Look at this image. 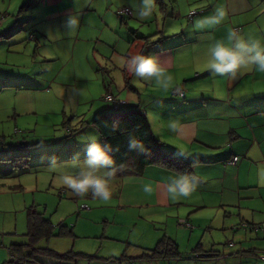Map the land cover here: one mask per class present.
Listing matches in <instances>:
<instances>
[{"label":"crops","instance_id":"0c3cea01","mask_svg":"<svg viewBox=\"0 0 264 264\" xmlns=\"http://www.w3.org/2000/svg\"><path fill=\"white\" fill-rule=\"evenodd\" d=\"M13 1L0 0V7L10 8ZM15 1L19 5L28 2ZM30 1L39 8L36 9L37 20L41 22L35 23L36 28H39L41 23H52L56 25L57 33H61L60 38H66L68 35L75 39L72 48H69V45L62 48L60 38L49 44L48 51L56 60H59L68 48L70 56L76 61H80L77 59L82 56L91 58V66L82 76L81 72L73 71L75 79L81 77L87 88L103 87L105 92L110 90L116 98L122 101L125 99L129 104L133 101L129 96L123 97L122 93L125 89L132 90L136 94V107L145 113L155 137L164 148L176 154L178 150H182L189 157L177 154L178 156L195 162L193 173L199 178V187L189 198L168 200L165 182L177 173L160 166H149L143 175L114 178L118 180L115 188L118 208H122L125 215L129 210L136 209V213L146 211L156 219L167 216L170 224L176 223L179 219H186L187 223H190L193 220L191 214L211 208L217 209L212 203L216 200L228 215V220L233 221L232 225L237 223L234 218L236 215L241 222L248 224L249 228L245 229L244 234H240L239 240L243 243L240 247L236 244L233 247L229 245V249L224 251L225 255H222V251L214 250L212 246L207 249L202 245L203 239H200L202 242L198 241L199 237L196 238L194 232L190 234L189 242L197 240L200 243L192 253L196 251L200 257L202 254H204L202 257H205L209 251L218 253L219 256L215 258H219V261L201 260V264L263 262L260 256L264 255V185L259 182L258 172L264 168V72L253 71L239 79L229 80L224 77H213L204 69L203 64L207 46L215 40L225 38L230 29H238L246 38L259 39L264 43V0H171L169 1L171 13L168 11V5L165 11V16L169 13L165 18L170 22L167 20L163 28L157 27V33L145 34L139 38H136V29L130 26L131 22L128 24L127 18H120L117 14L121 8L128 7L127 0ZM161 1L168 3V0ZM222 4L228 11L223 23L215 28L196 27L197 21L211 16L214 9ZM113 6L116 8L115 13L120 18V23L126 24L125 31L129 33L123 37H119L120 34H124L122 24L111 25L102 17H98L106 7V10L110 11V7ZM158 6L157 1V8ZM76 11L80 15V26L75 33L69 35L66 33L64 22L69 14ZM192 12L196 14L190 19L188 15ZM153 16L151 21L136 19V24L148 25L152 20L159 19L158 15ZM187 16L188 22L185 23L183 18ZM133 18L136 17L133 15ZM101 26L104 27L103 34H95L94 30ZM115 28L120 29L117 37L116 34H104L112 33ZM42 37L49 39L48 34L43 33ZM145 37L151 39L147 41ZM122 40L124 48L128 47L119 57L142 51L145 55L155 54L168 58L170 74L179 85L178 88L184 90L185 97L174 96L172 91L175 88L166 89L161 85L145 83L138 79L135 87L132 85L134 77L120 68L114 55L97 57L99 44L103 47L110 46L113 48L112 53L116 54L117 50L113 43ZM83 41L85 45L81 44ZM55 43L56 46L53 45ZM172 121H179L178 132L171 130ZM234 157L239 158L238 164L228 165L227 162ZM148 182H153L156 186V191L151 195L143 190V186ZM88 197L91 198L90 195ZM219 215L218 211L215 216L210 215L212 223ZM257 225L260 231L256 232L250 228ZM61 226L65 227L63 224L59 227ZM183 227L185 226L178 227V230L186 236L189 230L188 227ZM172 229L177 231L174 226ZM250 231L253 232L251 241ZM166 234L165 237L176 244L180 253L172 231H167ZM230 236L228 235L229 238ZM213 241V246L219 244L215 243L214 239ZM12 245L0 240V264H10ZM205 248L208 251H204ZM175 257L181 258L182 255L180 253V257L176 255L164 258V261L169 262L164 264H191L189 261L178 263ZM158 260L161 259L149 258L151 263ZM37 263L39 264L36 261H26L14 264Z\"/></svg>","mask_w":264,"mask_h":264},{"label":"rangeland","instance_id":"374dc122","mask_svg":"<svg viewBox=\"0 0 264 264\" xmlns=\"http://www.w3.org/2000/svg\"><path fill=\"white\" fill-rule=\"evenodd\" d=\"M169 1L158 6L154 14L159 19L152 20L148 25L136 24L133 16V19L127 18V23L131 22L130 26L136 29V38L157 33V27L163 28L168 20L165 17L169 15L167 13L165 16L166 5L171 13ZM27 3L29 6L24 8ZM106 8L98 17L111 25L122 24L116 16V8L110 7V11ZM36 9H39L38 6H34L30 0L21 5L14 0L10 8L0 7V240H5L9 245L27 243L28 212L34 208L55 227L50 239L40 240L35 245L37 258L43 264L169 263L165 259L151 263L145 257V254H151L146 249H155L159 241L167 236V231H172L182 255L181 258L175 257L178 263L219 261V258L201 259L202 262L193 260L192 250L202 242L200 239H203L202 245L207 249L212 246L214 250L222 251V255H225L224 251L229 249V245L240 247L243 243L239 240L240 234H244L246 222H241L236 215L237 223L232 225L233 221L228 220V215L216 200L212 203L217 209L191 214V228H187L189 233L184 236L178 227H181V222H187L186 219L170 224L167 216L156 219L146 211L136 213V209L129 210L125 215L123 209L117 206L115 188L118 180H113L114 195L107 202L92 197L71 196L67 189L58 184L55 174L47 170L48 157L68 161L79 152L81 160L84 159L85 144L79 137L88 132L99 134L92 126L93 120L101 113L110 112L113 104L105 101L103 87L87 88L81 77L74 78L73 71L81 72V76L87 72L91 58L82 56L77 59L80 61L72 58L69 48H72L75 39L66 33V38H60L61 33H57L55 24L41 23L36 28L35 23L41 22L37 20ZM188 16L183 18L185 23ZM122 25L124 34L119 37L129 34L125 31L126 24ZM31 29L35 32L30 33ZM103 32L102 26L94 30L95 34ZM118 32L120 29L115 28L112 33L104 34H116L117 37ZM43 33L48 34L49 39L43 38ZM57 38H60L62 48L69 45L59 60L48 51L49 44ZM81 44L86 43L83 41ZM113 44L116 54L112 53L110 46L99 44L97 57L114 55L117 58L128 47L124 48V40ZM132 85L136 87L135 77ZM122 96H129L133 101L130 104L136 105V94L132 90L125 89ZM125 102L129 103L127 100ZM100 137V143L104 144ZM83 205L88 209L80 210ZM217 211L220 215L212 223L210 215L215 216ZM61 224L65 226V233L69 230L65 235H58ZM194 232L200 242L195 240L190 243L189 236ZM228 235H231L230 238ZM213 239L219 244L213 246ZM67 255L73 256L65 257Z\"/></svg>","mask_w":264,"mask_h":264},{"label":"clouds","instance_id":"9594fccd","mask_svg":"<svg viewBox=\"0 0 264 264\" xmlns=\"http://www.w3.org/2000/svg\"><path fill=\"white\" fill-rule=\"evenodd\" d=\"M128 9L139 21L150 20L157 8V0H127ZM122 14H126L122 10ZM228 15L225 5L216 7L213 14L196 22L197 28L205 26L215 28L223 23ZM69 35L80 26V15L76 11L69 14L64 22ZM203 67L213 77H224L236 80L253 71L264 72V43L259 39L246 38L236 29H230L225 38L215 40L207 46ZM120 68L130 76L145 83H155L164 88H178L170 74L168 58L159 55H145L142 51L129 53L116 58ZM171 130L178 132L179 121L171 122ZM119 130L114 124L113 131ZM85 144L84 159L77 152L68 161H58L55 156L48 157L47 170L55 174L58 184L67 189L69 194L78 198L89 195L99 201H110L114 195L113 180L123 164H117L111 156V144L100 143L99 134L88 132L79 137ZM128 150L139 154H148L144 142L134 134L128 136ZM178 155L188 158L189 155L178 150ZM192 167H195L193 162ZM259 182L264 185V168L258 172ZM199 187V178L195 173L177 172L165 182L168 200L176 201L189 198ZM145 193L151 195L156 191L153 182L143 186Z\"/></svg>","mask_w":264,"mask_h":264},{"label":"trees","instance_id":"16d2710c","mask_svg":"<svg viewBox=\"0 0 264 264\" xmlns=\"http://www.w3.org/2000/svg\"><path fill=\"white\" fill-rule=\"evenodd\" d=\"M157 1L160 6L163 5L161 0ZM28 6L29 4L27 3L24 8ZM119 11L117 12L118 16ZM119 17L124 18L121 16ZM189 18L192 19V16H189ZM33 32L35 31H30V33ZM31 37H34V35H31ZM150 39V37H145V40L147 41ZM109 94L113 95L109 90L106 92L105 98ZM111 108L112 110L110 112H106L95 117L92 124L99 131L102 142L111 144L113 151L110 154L116 163L118 165H124L123 169L118 170L115 178H122L131 175H143L145 169L149 166H160L175 173L185 171L193 173L192 164L194 160L187 161L171 150L164 148L160 140L155 137L147 116L143 111H141V109L136 107V105L126 103L118 109H114L113 107ZM114 124L119 126V130L113 131ZM129 134L136 135L144 142L148 149L147 155L139 154L134 151L130 152L128 150ZM66 233L64 231V227L61 226L60 234L58 235H65ZM68 234L72 233L69 232ZM53 235L54 226L51 221L36 212L34 208L30 209L28 212V232L26 235L28 237V242L13 244L11 246L10 251L12 258L10 260V264L24 263L26 261H36L43 264L37 258L36 251L38 249L35 245L40 240L50 239ZM148 251H151V254H145V257L153 259H164L169 256L176 255L177 257H180L176 244L167 237L160 240L155 249ZM196 253V251L193 252V255ZM72 256L67 255L65 257ZM218 256V253L214 254L213 252H207L205 258H215ZM260 260L263 261L262 259Z\"/></svg>","mask_w":264,"mask_h":264},{"label":"built area","instance_id":"2783aa9c","mask_svg":"<svg viewBox=\"0 0 264 264\" xmlns=\"http://www.w3.org/2000/svg\"><path fill=\"white\" fill-rule=\"evenodd\" d=\"M122 10H123L126 14H122ZM194 14H196V12L191 13L190 16H193ZM119 16L124 17V18H131L133 15H132V13H131V10L128 9V7H124V8H122V9L119 11ZM236 30H238V29H236ZM172 94H173L174 96H179L180 98H184V97H185V92H184V90H183L182 88H175V89L172 91ZM105 101H106L107 103L113 104L112 107H113L114 109H118V108H120L121 106H123V105L126 104L125 101L119 100L118 98H116L115 96L110 95V94L106 96ZM238 162H239V158H238V157H234V158H232L229 162H227V164H228V165H232V166H236V165L238 164ZM62 194H64V192H62ZM79 209H80V210H86V209H88V206L83 205V206L80 207ZM180 226L190 227V224L187 223V222H181V223H180ZM245 227H246V228H247V227L249 228V226L246 225V224H245ZM250 228L253 229V230H255L256 232L259 230V227H257V226H253V227H250ZM231 246H232V245H231ZM192 258H193V260H201L202 258L204 259L205 257H202V256L200 257V255L196 253L195 255H193ZM261 259L264 261V255L261 256ZM128 264H130V263H128Z\"/></svg>","mask_w":264,"mask_h":264}]
</instances>
